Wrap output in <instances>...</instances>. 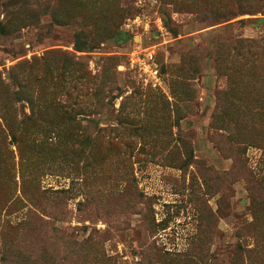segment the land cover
I'll return each instance as SVG.
<instances>
[{"label":"rangeland","instance_id":"rangeland-1","mask_svg":"<svg viewBox=\"0 0 264 264\" xmlns=\"http://www.w3.org/2000/svg\"><path fill=\"white\" fill-rule=\"evenodd\" d=\"M0 264H264V0H0Z\"/></svg>","mask_w":264,"mask_h":264},{"label":"trees","instance_id":"trees-1","mask_svg":"<svg viewBox=\"0 0 264 264\" xmlns=\"http://www.w3.org/2000/svg\"><path fill=\"white\" fill-rule=\"evenodd\" d=\"M248 6L250 5H237L233 9H228L225 12H217L218 14L217 16L219 17L217 21L218 22L232 21L236 19L238 16H241L246 13L253 15L255 11H251Z\"/></svg>","mask_w":264,"mask_h":264}]
</instances>
